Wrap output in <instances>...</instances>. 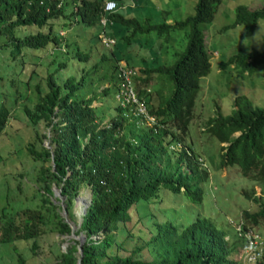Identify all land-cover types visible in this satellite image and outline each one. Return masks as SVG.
I'll list each match as a JSON object with an SVG mask.
<instances>
[{
    "label": "trees",
    "instance_id": "16d2710c",
    "mask_svg": "<svg viewBox=\"0 0 264 264\" xmlns=\"http://www.w3.org/2000/svg\"><path fill=\"white\" fill-rule=\"evenodd\" d=\"M101 1L0 0V50L8 46L7 53L12 57L20 54L27 57V50L50 48L51 59L47 67L51 71L45 77V89L36 84L32 110L23 109L35 130L34 136L47 138L36 130L40 123L52 132L48 148L41 147L36 151L32 146L28 147L33 158L42 162L39 178L44 180L46 189L50 188V181H54L64 199L69 219L71 204L79 190L88 188L91 193L90 203L74 230L75 235H84L81 255L76 252L78 241L68 237L71 243H67L65 252H61L52 264H77L78 257L79 264H238L232 255L241 243L242 234L239 235L234 226L231 225L232 230L227 232L219 230L199 213L189 225H177L158 219L156 212L162 217L163 207L158 203L155 205L159 201L158 190L165 182L172 193H183L192 203H201L207 169L184 138L199 90V79L210 69L200 24L212 20L221 0H195L191 15L172 22H167L169 12L163 9L153 10L160 16V21L150 17L125 18L115 12L107 32L117 36L119 46L115 42L104 48L95 42L88 48L74 46L70 51L68 40L55 33L53 21L67 17L81 27L95 26ZM116 1L119 4L120 0ZM258 19H264V5L251 10L245 5H237L231 26L243 25L244 34L248 36ZM20 27H32L33 31L16 36L15 31ZM127 27H131L130 30ZM127 30L129 33L125 35ZM178 30H184L186 43L183 49L171 53L172 63H163L160 58L166 52L159 47V39L167 41L170 32ZM151 33L155 34L154 40H139L142 36L149 38ZM62 46L65 48L60 55L53 53L54 50L60 52ZM74 60L82 67L75 74L67 72L59 77L62 81L57 82L56 73ZM120 60L128 66H138L137 96L149 95L146 99L158 125L143 124L114 101L92 105V102H102L112 92L116 85L114 71ZM148 61L154 65L147 66ZM263 61L264 50H250L229 56L219 66L238 64L246 70ZM24 66L25 62L21 70ZM31 72L33 70L28 71L26 78ZM152 74L164 75L172 82V90L166 99L159 101L151 95ZM24 86H28L27 82ZM14 100L15 97L12 102ZM232 107L227 115L217 110L205 121V130L219 143H226L220 148L223 163L236 165L241 176L257 182L262 195L264 108L253 106L243 95L233 99ZM7 114L8 109L0 105V132ZM173 143H179L180 148L169 149ZM244 193L246 195H242L256 203L257 208L239 212L240 231L264 224V201L252 188ZM41 201L48 202L45 197ZM76 202L81 205L82 198L78 197ZM19 213L22 219L17 223L0 215L4 218L0 221V243L23 240L34 257L37 239L42 234L43 217L39 208H23ZM53 217L57 234L68 235L70 226L65 218L57 212ZM131 229H137L136 236ZM141 232L148 234V238L144 239ZM120 235H123L122 239H119ZM132 238L139 243L133 244L127 254H121L119 251L126 250V240ZM142 250L147 254L146 258L140 256ZM16 264H25L20 254L16 256Z\"/></svg>",
    "mask_w": 264,
    "mask_h": 264
},
{
    "label": "rangeland",
    "instance_id": "374dc122",
    "mask_svg": "<svg viewBox=\"0 0 264 264\" xmlns=\"http://www.w3.org/2000/svg\"><path fill=\"white\" fill-rule=\"evenodd\" d=\"M120 1L125 7L123 9L120 4L117 10L125 15V18L131 16L137 19L150 17L155 19L154 21H160V16L153 10L163 9L169 12L167 22L191 15L195 4V0ZM237 5H245L251 10L263 6L264 0H221L212 20L200 24L204 35V45L209 55L210 69L205 76L199 79V90L184 142L191 145L193 152L200 157L207 169L208 178L203 183L201 203H192L183 193H172L169 184L165 182L158 190L159 201L155 203V205L159 204L163 207L162 217L159 212H156V217L162 221L169 220L176 222L177 225H189L195 214L199 213L210 219L219 230L227 232L232 230L228 220L236 222L240 211L257 208L256 203L245 198L242 193L245 194L244 192H248L252 188L256 195H260L259 185L257 182L241 176L236 165L223 163L221 144L205 130V121L217 110L222 115L230 113L233 109V99L238 95L245 96L253 106L264 108V61L246 70H242L238 64H229L223 68L219 66L220 62L237 52L264 50V19H258L252 33L245 36L243 25L231 26L234 21V9ZM53 22L55 33L63 35V39L68 40L70 51L74 46L78 49L88 48L87 31L90 30L93 33L98 31L96 26L74 25L67 17H60ZM43 28L46 29V27ZM128 28L130 30L131 27L126 29ZM30 31H33L32 27H20L15 31V35L21 36ZM128 33L127 30L125 35ZM154 36L155 34L151 33L149 38L142 36L139 40H154ZM115 40L116 45L119 46L120 41L117 36ZM159 40H161L159 47L166 52V54H162L164 59H160L166 64L173 61L171 53L183 49L186 43L184 30L171 31L167 41L161 38ZM7 48L8 46L0 50V105L8 109L5 125L0 132V215L11 218L13 222L17 223L22 219L19 213L21 209L39 208L44 224L40 226L42 234L37 239L36 256L31 255L23 240L0 243V264H16L17 254L25 259V264H52L54 260L58 259L61 252H65L66 245L71 243L66 234H57L54 228L53 213L57 212L65 218L69 225L70 223L75 225L76 229L82 214V204L76 205V200H73L69 210V219L64 199L59 200V197L62 196L57 193L56 184L48 178L50 188H45L44 180L39 178L42 162L36 157L34 159L28 152L30 146L36 151H40L41 147L48 148V138L52 135L51 130L40 123L36 126V130L44 133L47 138L40 139L38 136H34L35 130L23 110L24 108L32 110L36 100L34 91L36 84L45 89V77L51 71V68L47 67L51 59L50 48L46 46L36 50H27V57H24L23 54L12 57L7 53ZM61 48L60 52L54 50L53 53L60 55L65 47ZM90 51L93 56L96 55L92 48ZM70 57L68 55V58L72 60L71 55ZM124 58L132 61L126 56ZM23 62H25V66L21 70ZM153 63L148 61L146 65H154ZM133 65L137 69L138 66ZM80 67L82 65L74 60L70 66L65 67L60 73H56L58 78L56 81L60 83L62 80L59 77L65 76L69 71L75 74ZM29 70H33V72L26 78ZM152 77V83L146 84L148 86L151 83V95L159 101L166 99L172 90V82L164 75L155 76L152 74ZM25 82L28 84L27 88L24 86ZM14 97L15 102H12ZM110 101L112 100L108 96L102 102H92V105H106ZM110 114L112 115L113 111ZM106 119L107 117L104 118L105 121ZM225 145L226 143H222V146ZM88 192H90L88 188H82L77 196L85 199ZM44 197L48 202L42 203L41 199ZM260 197L264 201V194ZM61 206H63L64 215ZM3 220L4 218H0V221ZM137 227H141V225H137ZM254 227L258 229L259 236L264 240V224ZM131 232L136 236L137 229H131ZM141 236L147 239L149 235L141 232ZM118 237L122 239L123 235ZM132 239L126 240L124 247L127 251H119L121 254H127L133 244L139 243L137 239ZM139 254L142 258L147 257L143 250L139 251ZM235 256L237 259L239 258L241 264H258L251 258L246 259L245 255H241V251H238Z\"/></svg>",
    "mask_w": 264,
    "mask_h": 264
},
{
    "label": "clouds",
    "instance_id": "9594fccd",
    "mask_svg": "<svg viewBox=\"0 0 264 264\" xmlns=\"http://www.w3.org/2000/svg\"><path fill=\"white\" fill-rule=\"evenodd\" d=\"M120 4L121 1L118 4L116 0L101 1V10L95 20V26L98 28V31L96 33H93L90 30L87 31L86 36L89 42L88 45H94L95 42H97V44L99 45L102 44V47L109 48L110 46L115 44V37L109 34L107 31L109 30V26L112 23V14L118 12L117 8ZM107 5L111 6L109 8H106ZM121 6L124 9L125 5L121 4ZM71 23L74 25L77 24L74 21ZM95 39L97 40L95 41ZM104 39H110L112 40V42L106 44L104 42ZM137 72L138 71L134 68V66H128L123 60L118 61L114 71L116 77V85L112 90V95H110V92L108 96L112 101L127 109L128 114H132L143 124L147 126L158 125L156 116L149 109L150 106L148 100L146 99V97L148 98L149 95H147L146 97L137 96ZM220 144L222 146V143ZM178 148H180L179 143H173L169 145V149L171 150H176ZM231 222L233 223V225ZM228 223L234 226L235 230L239 232V235L242 234L241 243L238 246L236 253L238 251H241V255H245L246 259L251 258V256H249L250 254H254L251 259L254 260L255 263L263 264L264 240L263 237L259 236L258 233L260 232L258 231V229L253 227L240 231V214H238L236 222L228 220ZM236 253L232 255V258H234L236 262H238V264H241V262L238 260L239 258L237 259L235 256Z\"/></svg>",
    "mask_w": 264,
    "mask_h": 264
},
{
    "label": "water",
    "instance_id": "95a60500",
    "mask_svg": "<svg viewBox=\"0 0 264 264\" xmlns=\"http://www.w3.org/2000/svg\"><path fill=\"white\" fill-rule=\"evenodd\" d=\"M56 191L57 193L59 194V188H56ZM90 192H88L86 194V198L85 199H82V207H81V210H82V214L85 213V210L87 208V206L89 205L90 203ZM79 196H76L74 197V200H77ZM63 197H59V200H62ZM61 210L63 211L62 214L64 215V209H63V206H61ZM79 223H80V220H79ZM78 223V224H79ZM70 232L67 236L69 237H73L74 239H76L78 241V245H77V254L80 256L81 255V244L82 242L84 241V235L82 233H79L77 235L74 234V229H75V225L71 224L70 223ZM77 264H79V257L77 258Z\"/></svg>",
    "mask_w": 264,
    "mask_h": 264
},
{
    "label": "built area",
    "instance_id": "2783aa9c",
    "mask_svg": "<svg viewBox=\"0 0 264 264\" xmlns=\"http://www.w3.org/2000/svg\"><path fill=\"white\" fill-rule=\"evenodd\" d=\"M111 5H107L106 6V8H109ZM104 42L106 43V44H109V43H111L112 42V40H110V39H104ZM249 256H251V258L254 256V254H250Z\"/></svg>",
    "mask_w": 264,
    "mask_h": 264
}]
</instances>
